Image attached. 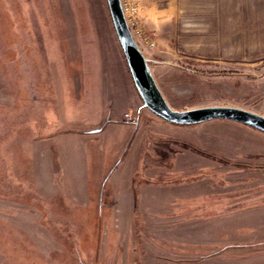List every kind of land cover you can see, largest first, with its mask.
Listing matches in <instances>:
<instances>
[{"label":"rangeland","instance_id":"374dc122","mask_svg":"<svg viewBox=\"0 0 264 264\" xmlns=\"http://www.w3.org/2000/svg\"><path fill=\"white\" fill-rule=\"evenodd\" d=\"M121 1L171 107L264 115V0ZM0 264H264V132L144 107L106 0H0Z\"/></svg>","mask_w":264,"mask_h":264},{"label":"water","instance_id":"95a60500","mask_svg":"<svg viewBox=\"0 0 264 264\" xmlns=\"http://www.w3.org/2000/svg\"><path fill=\"white\" fill-rule=\"evenodd\" d=\"M106 1L131 78L144 107L176 124H194L219 118L239 122L264 132V115L238 106L207 105L182 110L171 107L157 86L147 60L130 31L121 0Z\"/></svg>","mask_w":264,"mask_h":264},{"label":"crops","instance_id":"0c3cea01","mask_svg":"<svg viewBox=\"0 0 264 264\" xmlns=\"http://www.w3.org/2000/svg\"><path fill=\"white\" fill-rule=\"evenodd\" d=\"M151 111V110H150ZM152 112V111H151ZM154 114V113H153ZM155 116H157L159 119H162L161 117H159L158 115H156V114H154ZM33 159L35 160H33L32 162H31V167H32V165H33V170H34V167H35V172L37 173L39 170V168L37 167V166H34V164L36 163L37 164V157H36V159H35V157H33ZM48 162V161H47ZM28 238H30V237H28ZM50 237H47V236H44V235H42V236H40L39 237V239L40 240H42V241H46V242H49L50 241V239H49ZM53 238L55 239V241H57L58 243H60L61 242V240H60V237L59 236H55V235H53ZM31 239V238H30ZM32 239H35L34 237L32 238ZM44 239V240H43ZM35 253H37V251L35 252ZM43 257V256H42ZM43 260L44 259H46L45 257H43L42 258ZM50 260H52V259H50Z\"/></svg>","mask_w":264,"mask_h":264},{"label":"built area","instance_id":"2783aa9c","mask_svg":"<svg viewBox=\"0 0 264 264\" xmlns=\"http://www.w3.org/2000/svg\"><path fill=\"white\" fill-rule=\"evenodd\" d=\"M121 4H122V8H124V6H123V3H122V1H121ZM124 15H125V13H124ZM126 18V17H125ZM126 21H127V24H128V26H129V28H130V22L128 21V19L126 18ZM130 31H131V29H130Z\"/></svg>","mask_w":264,"mask_h":264}]
</instances>
